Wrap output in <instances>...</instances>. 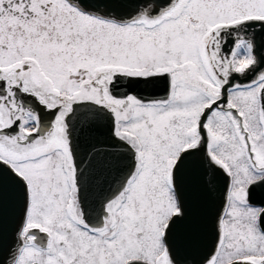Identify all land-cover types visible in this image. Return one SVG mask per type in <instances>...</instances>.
I'll return each mask as SVG.
<instances>
[{
	"label": "snow or ice",
	"instance_id": "obj_1",
	"mask_svg": "<svg viewBox=\"0 0 264 264\" xmlns=\"http://www.w3.org/2000/svg\"><path fill=\"white\" fill-rule=\"evenodd\" d=\"M10 208L0 264H264V0H0Z\"/></svg>",
	"mask_w": 264,
	"mask_h": 264
},
{
	"label": "water",
	"instance_id": "obj_2",
	"mask_svg": "<svg viewBox=\"0 0 264 264\" xmlns=\"http://www.w3.org/2000/svg\"><path fill=\"white\" fill-rule=\"evenodd\" d=\"M135 90L141 95L160 96L164 94L162 85L135 86ZM224 190L223 181L218 182V190L213 194L212 200L219 203ZM18 211L10 208L7 216L0 217V245H14L16 238V221ZM211 240H209V244Z\"/></svg>",
	"mask_w": 264,
	"mask_h": 264
},
{
	"label": "flooded vegetation",
	"instance_id": "obj_3",
	"mask_svg": "<svg viewBox=\"0 0 264 264\" xmlns=\"http://www.w3.org/2000/svg\"><path fill=\"white\" fill-rule=\"evenodd\" d=\"M164 95V94H163ZM214 202V200H212Z\"/></svg>",
	"mask_w": 264,
	"mask_h": 264
}]
</instances>
